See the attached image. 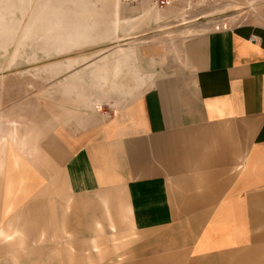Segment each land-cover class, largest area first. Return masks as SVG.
Wrapping results in <instances>:
<instances>
[{"label": "crops", "instance_id": "1", "mask_svg": "<svg viewBox=\"0 0 264 264\" xmlns=\"http://www.w3.org/2000/svg\"><path fill=\"white\" fill-rule=\"evenodd\" d=\"M157 65L124 47L75 56L41 98L0 74V231L16 236L2 222L62 182L122 194L139 264L259 263L264 27L188 37Z\"/></svg>", "mask_w": 264, "mask_h": 264}, {"label": "rangeland", "instance_id": "2", "mask_svg": "<svg viewBox=\"0 0 264 264\" xmlns=\"http://www.w3.org/2000/svg\"><path fill=\"white\" fill-rule=\"evenodd\" d=\"M136 6L146 8L145 14L125 11ZM130 17L142 25L130 28ZM116 22L119 32L107 38ZM243 24L264 27V0H0V74L13 76L20 97L28 90L41 98L44 85L58 82L57 68L65 59L124 47L146 52L161 66L174 60L188 37ZM73 33L83 34L75 50L68 41ZM8 223L17 235L0 231V264H139L141 259L119 192L71 195L55 182L12 221L2 222L3 229ZM258 264H264V254Z\"/></svg>", "mask_w": 264, "mask_h": 264}, {"label": "bare ground", "instance_id": "3", "mask_svg": "<svg viewBox=\"0 0 264 264\" xmlns=\"http://www.w3.org/2000/svg\"><path fill=\"white\" fill-rule=\"evenodd\" d=\"M74 34V33H73ZM81 36H83V34H78V33H75L72 37L73 38H69L68 41L70 43H73V46H77L78 42H80V40H82ZM77 49V48H76Z\"/></svg>", "mask_w": 264, "mask_h": 264}, {"label": "built area", "instance_id": "4", "mask_svg": "<svg viewBox=\"0 0 264 264\" xmlns=\"http://www.w3.org/2000/svg\"><path fill=\"white\" fill-rule=\"evenodd\" d=\"M138 0H127L128 3H136ZM161 0H155L156 4H159Z\"/></svg>", "mask_w": 264, "mask_h": 264}]
</instances>
